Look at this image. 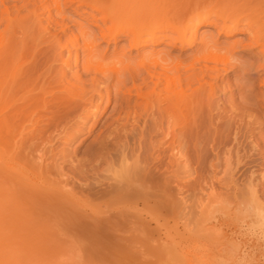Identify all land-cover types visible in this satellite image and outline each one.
<instances>
[{"label":"rangeland","instance_id":"1","mask_svg":"<svg viewBox=\"0 0 264 264\" xmlns=\"http://www.w3.org/2000/svg\"><path fill=\"white\" fill-rule=\"evenodd\" d=\"M131 1L122 6L123 11L116 20L104 23L93 20L82 7L76 8L75 5L63 6V14L51 18L50 21L54 20L57 24H49L47 20V9L53 12L50 3L45 4L48 8L38 10V19L28 17L26 11L20 12V16L28 18L13 34L17 40L13 37V42L18 43L14 62L22 69L21 74L19 72L13 78L17 85L25 86L20 87L18 94L13 96L16 104H23V95H27L22 93L25 88L29 90L35 87V93L46 82H54L55 77L56 81L62 73L65 77L63 83L77 85L76 90L80 92L78 98L69 96L71 101L74 99L85 104L93 95V103H99L95 87L103 97L91 117L85 119L83 114L77 112L59 123L56 129L50 128L39 135L32 134L31 137L30 124L21 121L23 126L19 122L22 126L15 128L17 132L13 137L15 141L20 139L18 143L23 139L29 140V143H26L28 146H17V150L21 151H16L20 153L18 159L25 163L30 160L36 167L37 159L34 156L41 154L46 159L44 165L48 166L45 170L51 173H48L50 177L47 176L51 181H58L62 193H57V189L54 193L52 190L57 184H53L56 182L46 180L55 186L52 190L48 189L50 193H45L41 188L40 191L36 187L28 188L32 187L31 194L43 192L49 196V202V197L41 193L38 197L29 194L37 204L33 202L35 200L29 201L30 197L25 199L29 189L22 191L25 195L19 192L17 196L15 191H20L22 186L27 188V185L22 184L18 176L10 175L0 162L4 167L0 166V197L3 196L0 198V220L1 223L4 220V227H11L5 232L0 225V232H10L6 234L9 236L13 230L15 236L10 237L21 236L16 240L21 242L25 251L22 254L31 264H264L261 240L250 234L249 227L244 223L242 227L234 226L247 220L240 210L247 200L246 185L250 173L257 183L258 196L264 201V105L262 96L257 95L260 83L255 80L257 76L254 73L257 50L237 47L233 50L234 43L247 41V34L235 31L226 35L209 24L198 28L197 41L191 47L147 44L138 49L141 56H158L172 62L189 59L200 47L199 39L203 38L204 44L208 43L205 46L208 50L216 51L219 48L224 54L231 48L232 67L218 74L215 82L212 81L215 83L214 94L208 92L209 87L195 93L194 100L202 96L195 101L196 104L173 106L154 96L152 103L145 106L144 102L139 104L141 100L131 95L132 101L127 107L125 99L119 97L121 93L116 95L114 76L102 75L95 71L94 64H91L93 68L85 64L90 58L93 61L102 60L105 64H114L113 61L120 62V59L121 62L126 61L128 58L137 63V51L130 49L126 36L120 34L116 41L108 42L100 37L101 30L128 23L132 14L129 8ZM149 1L170 19L168 28L161 33L171 35L170 29L177 23L174 19L177 13L185 17L194 12L195 8L190 5H195L199 0ZM202 1L206 2L200 0V3ZM61 29L64 30V37L77 35L81 43L83 39L94 41L93 57L83 48L70 49V54L62 50L61 57H57L56 47L48 37L52 33L63 35ZM64 61H68L66 66L63 65ZM94 79L98 82H94ZM206 80L208 77H205ZM106 83L107 88L104 87ZM129 86L130 82L127 84ZM160 89L162 86L157 91ZM107 94L111 97V105L105 109ZM115 99L120 104L116 106V111H112ZM121 109V120L117 122ZM126 114L129 115L126 116L128 120L124 116ZM20 129L29 133L30 137L25 136L23 130V133L18 132ZM20 133L23 138L16 137ZM32 142L35 144H30ZM29 145L33 147V155L29 154ZM26 146L30 157L21 159L25 153H22V148ZM10 177L18 181L11 183ZM16 182L19 187L21 185L20 189ZM63 189L68 192L64 194ZM40 195L46 198L45 203L40 200ZM19 201L21 206L26 203L28 207H21ZM222 202L226 208H240L237 209L235 221L221 217L218 209L220 205L223 207ZM228 204L231 207H227ZM31 208L36 212L39 210L38 214L33 209L32 213ZM9 211L12 212L11 216ZM16 211L19 213H14L17 216L13 215ZM30 216L38 222L33 223ZM23 219L24 222L26 220L25 224ZM19 222L22 226H17ZM16 231L17 234L19 231L18 235ZM1 236L0 243H4Z\"/></svg>","mask_w":264,"mask_h":264},{"label":"bare ground","instance_id":"2","mask_svg":"<svg viewBox=\"0 0 264 264\" xmlns=\"http://www.w3.org/2000/svg\"><path fill=\"white\" fill-rule=\"evenodd\" d=\"M127 1L128 0H45V1L44 0H0V162L5 166L7 171H9L8 172L9 174L12 173L14 174L13 176L15 177L18 176L17 179L21 178V180L19 181L20 182L22 181L23 182L22 184L27 185V188H24L22 186V188L24 189L21 188L22 189L21 190L20 189L21 185L19 187L17 182H16L17 184L14 183V186L16 184V186L20 189V191L19 190L15 191V194L19 192L22 194L23 193L22 191H25V189H27L28 191L29 189L30 193L25 191L26 195H25V192L24 194H22V195H25L24 196L25 199L26 198L29 199L30 197L29 194H31V191H32L30 189H32V187L38 188V189L35 188L36 190H39L41 188L40 190L45 191V193L47 192L50 193L53 187H55L53 185H56V184H57L56 188H54V190L52 191H54L55 193L58 190L57 193L58 192L62 193L59 190V189H62V186L59 185L61 186V188H58L59 187L58 181L56 182V180H53V179L51 181L50 180L51 178L49 179L50 177L49 174L51 173H49L50 172L49 171L48 172L49 174H48L47 173L48 170L47 171L45 170L46 167L48 166L44 165L45 164L44 162H46V159L41 154L40 156L37 155L38 158L36 155L34 156V158L36 157L35 159H37L36 167L33 166L34 163H31L30 160H26V163H25V161L22 160V162H20V160L18 159V155L20 156V153L18 154L16 151L18 152H21V151L17 150L18 148L17 146L22 147V145L24 144L28 146V144L26 143H29V140H25V139H23L22 141H20V143H18L20 139H16L15 141L14 139L15 136L13 137V134L16 135L15 132H17L15 128L19 127L18 125L22 123L21 121H23V123L25 121L26 124L28 122L30 124L28 126L29 129L30 127H32L30 132L25 130L27 129V127H25V129L23 128L26 132L31 133V135L29 133H25V131L22 129L25 133L24 134L25 136L28 137L30 135L32 137V134L39 135L40 133H43L44 131H47L50 128L56 129L59 123H61L63 120H65L70 115L76 114L77 112H80V114H83L85 116L84 117L85 119L91 117L92 114L97 110L99 103L102 101V97H103L100 91L98 90V88L95 87L94 91L98 95L99 103L97 104L93 103L92 101L93 95H90L88 101L85 104L79 103L77 102V100L75 101L74 99L71 101V98H69V96L78 98L80 92L78 91L79 89L76 90V87H78L77 85L75 84L67 85L63 83L65 77L63 76V73H62V75L58 76L56 81H55L56 79L55 77V79L53 80L54 82L49 81V82H46V84L40 86V89L38 88L37 90L38 93L36 91L34 93L35 87L29 90L28 89L26 90L25 88V92H22V93L27 94V95L26 97L25 95H23L24 96L23 100L24 101L27 100V101H25L26 103L23 101V104L17 105L16 104L17 102L16 100H14L13 96L18 94L21 86L17 85L18 83L14 81V78H16V76L22 69L20 67L18 68L17 64H15L16 62L15 60L17 59L16 44H18V43L15 44V42H13L16 40L15 35L13 36V34H15V29L19 27L20 25H23L24 20L26 21L27 20L26 18H28L29 16H32L38 19L39 14L37 12L40 8H44V9L48 8V6H45L46 3H50L49 6L53 7V12H54L53 13L51 10L47 9V20L49 21L54 16L60 17L63 14V6L75 5L76 8L82 7L84 11L88 15H90V17L93 20H101L104 23L107 20L109 21L116 20L117 16H119L123 11L121 10V8H123L122 6L125 5ZM133 1H131V3L129 4L131 5L129 8L132 9V14H131V17L129 18L128 23L123 24V25H115L114 27L106 28V30H103V31L101 30L100 37L102 40L108 42L109 40L116 41L120 34L126 36L129 39L130 49L136 50L137 56H139V59L136 58L135 60V63L138 60L136 63L138 67H136V64H134L133 62L134 60L130 61L129 58L126 61L123 58L124 60H122V62H121V59H120V62L118 61L119 59H117L119 63L116 62L115 60L113 61L114 64H112V62H110V64L109 62L108 64L107 63L105 64L102 62V60L93 61V59L90 58L91 60L89 59L88 62L85 64L87 67H90L88 65L94 64L95 66L93 65V67L95 71L102 75L114 76V79L116 80V84H117V87H116L117 94L116 95L118 96L121 93L119 97L125 99V103H124L125 106L129 105L128 103L132 101L131 95L135 96L136 100H141L139 104H142L144 102L145 106H148V104L152 103V98L154 96H156L157 99H162L163 102H168V103L173 104V106L179 105L180 107H183L185 105L190 106V104L192 105L196 104L197 102L195 101L202 97L200 95L201 97H199L198 99L196 98V100H194L195 98L193 96L196 95L195 93H198V90L200 91V89L209 87L208 92H210L211 95L214 94V91H215L214 89L215 81L214 80L217 78L218 74L222 72H227L228 69L232 67V63H231L232 62L231 60L233 58L232 51L236 47L242 48L244 50L245 49L257 50L256 52L257 53V57H256L257 63L254 66L255 67L254 73L257 76L255 80H259V83H260V86H259L260 89L258 90L259 94L257 95H259L260 97L262 96L261 98L262 105H264V0H235L236 2L235 1L233 2V0L229 2L228 0H226L227 2L224 0H210V2L209 0H206V2L202 1L201 3H200V0L196 1L195 5L192 3H191L192 5H190L191 7L195 8V11L193 10L194 12L187 14L185 17L177 13V15L174 17V19H176L177 21L176 20H173V21H176L177 23L175 22L176 25L170 29L171 35L161 33V31L166 30V28H168L167 24L170 23V19L167 18V16L163 15L159 10L155 9V7H153V5L151 4L149 0H136L135 2ZM148 1H149V4H148ZM11 3H13V5ZM18 3H20L19 6L17 5ZM21 11H26V14L28 15V17L20 16ZM54 22L57 24V22L54 20L50 21L49 24H53ZM205 24H209L215 27L220 33H224L226 35H230L235 31L244 32L248 36L247 41L234 43V45H232V49L234 48L233 50L230 48V50L226 51L225 53L223 52L224 54H222L219 48L218 50L220 52L216 50L217 48L215 49L214 47H210L209 49L214 48L216 51L208 50L207 47H205L207 46L206 44L208 43L206 42V44H204L205 40L201 38L199 39L200 47L199 48L197 47V50L194 52V54L189 59L176 60L172 62L161 59L158 56H141L140 53L138 52L139 48H142L146 46L147 44H152V45L165 44L166 46H169L171 48L191 47L195 45L197 41L198 28ZM240 26L241 28H239ZM46 30H48L47 31L48 33L50 32L48 28ZM61 32L63 35L52 33L48 37L51 39L52 43L54 44V47H56L55 50L57 52V55H56L57 57H61L62 52H63L62 50H65L67 51L68 54H70V49H77V48H83L84 50L88 52V55L93 57V51L95 49L94 41L83 39L81 43L79 40L80 38L77 35L64 37V30L61 29ZM13 37H15V40H13ZM67 63L68 61H64L63 65L66 66ZM31 75H33V73ZM205 77H208V80L204 81ZM43 78H46V77H43ZM31 79L32 78L30 77V80ZM34 81L36 80L34 79ZM94 82H98V80L94 79ZM129 82H130V86L127 87V84ZM195 84L197 85L196 87L193 86ZM32 86L33 84L29 87H32ZM160 86H162V89L157 91ZM24 87L25 86L22 85L21 88H24ZM36 87H38V85H36ZM104 87L107 88L108 83H106ZM190 89H193V90L190 91V93H187ZM192 99L194 100L193 103H191L193 101ZM136 100L135 102L137 103ZM105 104H106L105 109H108L109 106L111 105V97L109 94L106 95ZM118 104H120L118 102V99H115L112 111H116V108H117L116 106ZM121 112H122V109L118 111V118L116 119L117 122L121 120L120 115H119V113ZM127 113H129V111ZM124 116L126 118V116H129V115L126 114ZM126 119L128 120L129 118H126ZM21 126L22 125H20V127ZM22 130L21 131L18 130V132L23 133ZM21 133L17 135L16 137L18 136L21 137L22 136ZM21 138H23V136ZM34 138L35 137L33 136V139ZM13 139H14V142H13ZM30 140L32 141V139ZM30 144H33V142ZM27 146L25 148H22V150H24L22 151V153L24 152L25 153L24 154L21 153L23 155L21 156V159L23 157L24 158L30 157L29 155L30 153L31 155L34 154L31 151V149L33 150V147H31L30 145H29L30 152L28 154L29 150ZM39 152L40 151H38V153ZM1 163H0V166H1ZM2 168L4 169V167ZM13 178H11V180ZM253 178L254 177L252 173H250L249 178H248V183L246 185L248 188L247 189L248 190L247 200L244 202L242 208L248 206L249 204H264V201H262L258 196L257 189H256L257 183L253 181ZM17 179H14V180L18 181ZM11 180L10 182L13 183L14 180L12 181ZM46 180H50V182L55 181L56 183L53 184ZM6 185L4 184L5 187L8 186ZM28 186H32V187L28 188ZM17 187H16V190H17ZM48 189H51V190L48 191ZM10 190H12V188ZM66 192H68L67 189H66ZM66 192L64 190V194ZM34 193H36L35 190H34ZM40 193L43 194V192H40ZM40 193H36L37 197H38V194ZM27 195L29 196L27 197ZM32 195L36 196L35 194H31V196ZM50 195H53V194H50ZM40 196H41L40 200H42L44 203L45 201H47L45 197L47 198L49 197L45 194H43V196H45L44 197L45 199L42 197V195ZM54 196L56 197V195ZM67 196L66 197L64 196V197L67 198ZM69 197H72V195H70ZM0 198H3V196ZM49 199L51 200V198L50 197L48 198V202H49ZM52 199H54V197ZM40 200H38V202H40ZM29 201H33L34 203L37 204L36 199L34 198H31V200ZM33 202H30V203L34 204ZM223 202L221 203L222 206H223ZM16 203H13V204H16ZM20 204L21 202L19 203V205ZM23 205L22 206L20 205V206L23 207ZM24 206L28 207V204L26 205L25 203ZM219 207H218L219 208L218 211H220V215L224 220L235 221L234 218H237V209L240 210V208H237V209H235L234 207L226 208L225 206L221 207V205ZM227 207H231V204H228ZM32 209L33 208H31L32 213H33V210L34 212H36L35 209L33 210ZM17 211L13 212V215H16L14 213L19 214ZM23 211L26 212V210L24 209ZM38 212L36 213L38 214ZM28 213H29L28 215L31 214L30 211ZM4 214L6 213L4 212ZM11 214L12 212L9 215L11 216ZM18 216L20 217V215ZM7 217H9L8 214H7ZM33 218L35 219V216ZM246 218H247L246 221L243 220L241 224H237L234 226L241 225L242 227L244 223L245 226L250 227V225L253 222L252 217L246 216ZM15 220L14 222L17 223V221ZM32 220L33 219L31 218V221ZM35 221L33 220L32 222L35 223ZM20 222H19V225L17 224L16 225L22 226V223ZM0 223H1V220H0ZM3 223L5 224L4 220H3ZM3 223H1L0 225H2ZM23 223L25 224L26 220L24 222V219H23ZM3 225L1 227L5 226ZM7 227H4V229L2 228V230L6 232L10 226L8 228ZM32 228L33 227H31V229ZM0 231H1V228H0ZM3 231L0 233H3ZM12 231L13 230H11V235L15 236V233L12 234ZM5 232L1 234L3 235V239H4V241H1V242H4V243H0V264H19L20 262L22 263V261L25 260L26 257H24V255L22 254V253H25V251H24V248L21 247V242L16 240L21 237V236L20 237L17 236L19 234V231H18V234L16 231V234H17L16 236L18 238L13 237V236L10 237L11 235L9 236L6 235V234H10V232H7V233ZM5 236H8V237L4 238ZM13 238H15V240ZM12 239L14 241H12ZM258 239L261 240L262 249H264V239L260 237H258ZM22 257H24L23 260L21 259ZM25 261L28 262V264L30 263L29 261H27V259ZM23 263L25 262L23 261Z\"/></svg>","mask_w":264,"mask_h":264},{"label":"clouds","instance_id":"3","mask_svg":"<svg viewBox=\"0 0 264 264\" xmlns=\"http://www.w3.org/2000/svg\"><path fill=\"white\" fill-rule=\"evenodd\" d=\"M241 214L252 217L249 227L250 234L264 239V204H249L242 208Z\"/></svg>","mask_w":264,"mask_h":264}]
</instances>
